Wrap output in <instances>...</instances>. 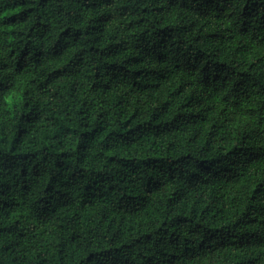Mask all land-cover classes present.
<instances>
[{"label":"trees","instance_id":"obj_1","mask_svg":"<svg viewBox=\"0 0 264 264\" xmlns=\"http://www.w3.org/2000/svg\"><path fill=\"white\" fill-rule=\"evenodd\" d=\"M0 264H264V0H0Z\"/></svg>","mask_w":264,"mask_h":264}]
</instances>
